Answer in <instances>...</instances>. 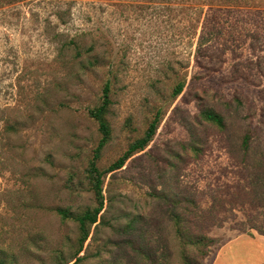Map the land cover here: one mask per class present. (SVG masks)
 <instances>
[{
	"label": "rangeland",
	"instance_id": "374dc122",
	"mask_svg": "<svg viewBox=\"0 0 264 264\" xmlns=\"http://www.w3.org/2000/svg\"><path fill=\"white\" fill-rule=\"evenodd\" d=\"M108 82L100 169L160 122L105 176L78 254L58 209L97 205L90 109ZM251 226L264 230V0H0V264H212Z\"/></svg>",
	"mask_w": 264,
	"mask_h": 264
},
{
	"label": "trees",
	"instance_id": "16d2710c",
	"mask_svg": "<svg viewBox=\"0 0 264 264\" xmlns=\"http://www.w3.org/2000/svg\"><path fill=\"white\" fill-rule=\"evenodd\" d=\"M184 89V82H179L175 88L173 95L178 96L180 93H182ZM111 98H110V83H106L104 90H103V98L102 102L97 105L96 107L90 109L91 116L98 122L99 124V130L102 134V138L99 141V145L96 148L94 157L89 162V166L87 169L88 172V178L90 183V188L94 192L97 205L94 207L87 208L83 212L79 214H72L67 209L59 208L58 213L65 219H74L79 223V230H80V237L78 240L79 249L76 253L79 254V251L83 248L85 242L87 241L88 237L91 233V227L98 222L100 213L102 212L104 208V201H105V195H104V183H105V176L108 173L113 172L114 170L122 168L126 161L135 153L138 151L144 149L147 147V145L152 140L153 136L155 135L159 122H160V116L157 114V116L151 121V123L148 125L145 133L143 136L137 138L134 140L128 147V149L124 152V154L116 160L113 164H111L106 169H100L97 165V159L100 157V151L101 148L104 146V144L109 140L111 130H110V124L107 120V114L109 111V107L111 104ZM202 115L205 119L212 121L216 124H222V117L215 113L212 110H205L202 112ZM249 140L250 135H246L243 141V146L246 148L249 147ZM177 223H180V221H177ZM252 228L256 229L260 234L264 235V230L258 226H251ZM181 228H178V233L180 234ZM206 240H208L207 247L212 244L215 239L206 237ZM193 244L202 241L201 239H191L190 240ZM207 251H203V256L207 255ZM81 259V257H78L75 262L72 264H77V262ZM188 264H196L189 262ZM197 264H204V263H197Z\"/></svg>",
	"mask_w": 264,
	"mask_h": 264
},
{
	"label": "crops",
	"instance_id": "0c3cea01",
	"mask_svg": "<svg viewBox=\"0 0 264 264\" xmlns=\"http://www.w3.org/2000/svg\"><path fill=\"white\" fill-rule=\"evenodd\" d=\"M256 239H259L258 246L260 251L264 247V235L258 234L251 236L245 233L239 234L229 241H227L219 249L212 264H264L261 260L257 259L255 254L256 249L251 250L250 247H243L244 245L251 246L252 243L256 244ZM228 248V249H227ZM264 252V251H263ZM258 261L260 263H258Z\"/></svg>",
	"mask_w": 264,
	"mask_h": 264
}]
</instances>
